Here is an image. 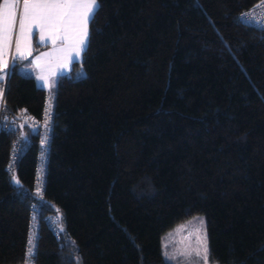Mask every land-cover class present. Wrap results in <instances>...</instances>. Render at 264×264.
Listing matches in <instances>:
<instances>
[{
	"label": "trees",
	"instance_id": "trees-1",
	"mask_svg": "<svg viewBox=\"0 0 264 264\" xmlns=\"http://www.w3.org/2000/svg\"><path fill=\"white\" fill-rule=\"evenodd\" d=\"M259 1L98 0L84 75L52 91L40 189L38 136L22 117H41L46 92L18 71L26 61L10 64L0 264L22 261L34 210L33 264H172L163 240L196 215L210 264H264V30L239 19Z\"/></svg>",
	"mask_w": 264,
	"mask_h": 264
},
{
	"label": "snow or ice",
	"instance_id": "snow-or-ice-1",
	"mask_svg": "<svg viewBox=\"0 0 264 264\" xmlns=\"http://www.w3.org/2000/svg\"><path fill=\"white\" fill-rule=\"evenodd\" d=\"M20 2L21 0H3L0 4V71L8 67L5 53L12 43ZM97 6L98 0H23L22 11L19 12V31L15 38L16 53L20 58H26L25 52L31 54L32 34L35 28L40 32L41 43L45 42L46 38L54 45L57 41H61L64 46L56 51L64 53L66 57H70L72 53L79 57L87 42L88 23ZM37 79L43 80L44 86L49 85L45 76H38ZM13 180L17 184L20 183L15 175ZM28 243L30 247L26 256L29 259L25 264H31L30 258L34 248L32 237L29 238ZM203 251L204 262L208 264L209 249L206 232L203 236ZM168 259H175V256L168 255Z\"/></svg>",
	"mask_w": 264,
	"mask_h": 264
},
{
	"label": "rangeland",
	"instance_id": "rangeland-1",
	"mask_svg": "<svg viewBox=\"0 0 264 264\" xmlns=\"http://www.w3.org/2000/svg\"><path fill=\"white\" fill-rule=\"evenodd\" d=\"M1 1L3 3V0ZM2 3L0 2V4ZM22 7L23 2L18 6L17 22L13 29L12 43L5 53L8 67L0 71V98L5 83L4 75L6 70L9 69L10 64L15 65L18 63L17 60L19 55L16 53L15 38L19 31V12L22 11ZM88 24H90V21ZM86 44L82 52L84 51ZM63 46L64 45L61 41H57L54 45L52 41L47 38L45 39V42L41 43L40 32L38 29L34 28L30 49L31 54L29 55L25 52L26 58H24L25 60L23 61L26 62L18 66V71L24 76H36L37 73H40V76H45L49 81V85L44 87L47 95L52 94L58 76H69L72 69L74 78H80L84 75L80 66L82 52L79 57H76L74 53H72L70 57H66L64 53L56 51V49ZM14 57L16 58L14 59ZM75 63H77L78 66L73 68ZM53 73L55 74L53 75ZM201 220L203 223H201ZM205 232L207 235L206 218L202 215H196L186 222L177 224L167 233L163 240L165 259L172 264H189V262L190 264H205L203 258V236ZM168 255L175 256V259H168ZM208 264H210L209 260Z\"/></svg>",
	"mask_w": 264,
	"mask_h": 264
},
{
	"label": "built area",
	"instance_id": "built-area-1",
	"mask_svg": "<svg viewBox=\"0 0 264 264\" xmlns=\"http://www.w3.org/2000/svg\"><path fill=\"white\" fill-rule=\"evenodd\" d=\"M23 0H21L20 3H22ZM240 22L249 27H253L256 29L264 30V0H261L257 2L253 7L243 11L240 14ZM8 71L5 75V82L7 77ZM4 88L5 83L3 86V92L0 98V128L3 123L2 119V110H3V97H4ZM53 94H46L45 100H44V106H43V112L41 114V117L38 120H30L27 116H23L22 120L25 122V125L35 133H37L38 136V142H39V153H38V170L36 173V183L37 188L40 189L44 185V169L45 164L47 160L48 155V149H49V139L51 135V123L53 119ZM21 151L20 144L16 141L11 146V152L9 155V164L6 167V169L9 168V166H12L13 162L16 160L17 154ZM40 191V190H39ZM38 219L39 215L36 210L31 212V216L28 223V235L27 239L24 245V254L22 257V261L19 264H25V261L29 259L28 256H26V253L28 251V248L30 247L28 241L29 238H33L34 248H33V255L31 256V264H33V257L36 251V238H37V226H38ZM46 222L49 225V227L54 231V235L58 234L57 224L58 219L56 216H49L46 218Z\"/></svg>",
	"mask_w": 264,
	"mask_h": 264
},
{
	"label": "crops",
	"instance_id": "crops-1",
	"mask_svg": "<svg viewBox=\"0 0 264 264\" xmlns=\"http://www.w3.org/2000/svg\"><path fill=\"white\" fill-rule=\"evenodd\" d=\"M1 3H2V1H1ZM23 60H25V59L18 57V60L17 61L19 63V61L21 62ZM7 71H8V69L6 70V73H7ZM6 73H5V75H6ZM5 75H4V78H5ZM38 76H40V73H37L36 76H32L34 78L35 83L37 84L38 88H44V87H46V86H44V81L43 80H38L37 79Z\"/></svg>",
	"mask_w": 264,
	"mask_h": 264
},
{
	"label": "bare ground",
	"instance_id": "bare-ground-1",
	"mask_svg": "<svg viewBox=\"0 0 264 264\" xmlns=\"http://www.w3.org/2000/svg\"><path fill=\"white\" fill-rule=\"evenodd\" d=\"M58 225V224H57Z\"/></svg>",
	"mask_w": 264,
	"mask_h": 264
}]
</instances>
